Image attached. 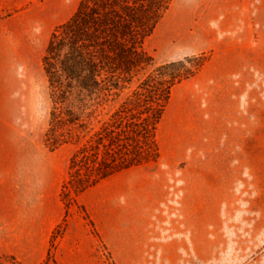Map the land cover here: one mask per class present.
Masks as SVG:
<instances>
[{
  "label": "rangeland",
  "instance_id": "obj_1",
  "mask_svg": "<svg viewBox=\"0 0 264 264\" xmlns=\"http://www.w3.org/2000/svg\"><path fill=\"white\" fill-rule=\"evenodd\" d=\"M83 1L0 0V141L12 153L11 172L0 175V264H14L12 257L21 264H44L48 258L50 264H117L116 226L123 214L129 234L144 242L143 264H264V178L248 179L252 187L247 191L221 197L233 209L221 211L220 242L211 248L209 233L197 256L186 227L181 236L185 187L180 167L167 175L162 192L148 178L125 195L115 185H98L100 181L78 192L80 182L94 178V164L72 170V157L85 134L77 138L78 131L66 130L67 144L54 151L46 146L52 105L42 59L56 28ZM62 6L67 9L55 13ZM252 24L264 27V0H173L144 41L143 51L153 63L106 103L90 128L111 125L139 82L164 63L189 58L184 70L191 71L215 56L238 70L233 62L237 43L248 41ZM252 74L253 89L264 99V73L254 68ZM130 117L123 115V121ZM126 147L118 153L121 163L151 167L157 160L153 145L136 156ZM125 201L130 211L122 210ZM181 239L184 251H175Z\"/></svg>",
  "mask_w": 264,
  "mask_h": 264
},
{
  "label": "crops",
  "instance_id": "obj_2",
  "mask_svg": "<svg viewBox=\"0 0 264 264\" xmlns=\"http://www.w3.org/2000/svg\"><path fill=\"white\" fill-rule=\"evenodd\" d=\"M248 31V41L237 43L240 57L233 62L238 70H230L226 59L213 56L194 76L172 88L156 128L154 165L124 169L97 183L115 185L125 195L148 178L159 192L167 175L180 167L185 187L181 236L186 227L195 241L196 255L209 233L211 248L220 242L221 211L233 209L221 197L247 191L252 187L248 179L264 178V99L253 89L252 74L254 68L264 73V27L252 24ZM11 170V150L0 141V175L5 177ZM130 206L125 201L121 208L130 211ZM129 226L124 214L118 218L116 262L143 264L147 262L141 249L144 242L129 234ZM180 249L184 251L183 239L175 251Z\"/></svg>",
  "mask_w": 264,
  "mask_h": 264
},
{
  "label": "trees",
  "instance_id": "obj_3",
  "mask_svg": "<svg viewBox=\"0 0 264 264\" xmlns=\"http://www.w3.org/2000/svg\"><path fill=\"white\" fill-rule=\"evenodd\" d=\"M172 1L84 0L75 14L52 34L42 59L52 105L45 143L54 151L69 142L66 137L70 133L66 130L78 131L77 138L85 134L84 142L72 157V170L90 169L94 164V178L80 182L78 192L135 166L134 161H119L118 153L126 146L136 156L153 145L158 157L156 128L172 88L194 76L206 62L205 59L191 71L184 70V62H189V58L156 67L120 105L111 125L106 127L102 123L94 131L90 128L106 103L119 97L140 69L153 63V58L143 51L144 41L154 32ZM156 103L158 108L154 107ZM125 114L131 115L127 122L123 121ZM50 260L44 264H50ZM11 261L21 264L13 257Z\"/></svg>",
  "mask_w": 264,
  "mask_h": 264
}]
</instances>
